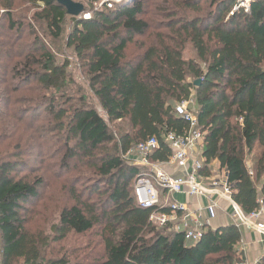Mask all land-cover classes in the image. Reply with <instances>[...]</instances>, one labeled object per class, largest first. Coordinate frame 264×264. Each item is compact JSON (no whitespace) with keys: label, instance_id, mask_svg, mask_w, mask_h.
I'll use <instances>...</instances> for the list:
<instances>
[{"label":"trees","instance_id":"obj_1","mask_svg":"<svg viewBox=\"0 0 264 264\" xmlns=\"http://www.w3.org/2000/svg\"><path fill=\"white\" fill-rule=\"evenodd\" d=\"M72 1L90 18L68 15L58 0H29L37 9L29 21L15 15V0L0 1V145L6 142L0 150V264H240L242 236L235 225L208 228L192 244L151 222L154 212L168 210L139 207L134 186L142 171L124 156L154 137L159 149L150 161L168 163L165 134L189 129L175 106L194 94L205 135L201 174L209 176L216 162L244 214L258 209L264 196V0L249 10H235L238 0H162L160 9L149 0H123L100 10L93 6L101 0ZM149 5L163 18L157 31L144 17ZM26 31L30 44H22ZM40 32L58 51L74 54L87 89L74 88L69 62H58ZM189 45L196 59L184 58ZM21 92L34 97L19 99ZM28 118L34 125L17 131L15 122ZM47 138L56 146L50 152L42 148ZM256 146L261 151L251 170L247 159ZM34 157L40 166L31 165ZM47 158L69 198L51 242L29 229L26 215L45 186L38 172ZM96 231L99 247L90 258L75 248L48 254L51 243Z\"/></svg>","mask_w":264,"mask_h":264},{"label":"built area","instance_id":"obj_2","mask_svg":"<svg viewBox=\"0 0 264 264\" xmlns=\"http://www.w3.org/2000/svg\"><path fill=\"white\" fill-rule=\"evenodd\" d=\"M255 0H238L235 10L244 8L249 10L251 3ZM108 6V5H107ZM112 8V5H109ZM90 15H85V19ZM194 94L188 101L176 104V115L182 118L189 126L184 135L168 132L164 141L172 151V157L168 163L160 164L150 161V156L159 149L157 138H150L146 142L137 145L128 154L127 158L131 165L139 167L141 174L135 182V195L139 207L145 210L155 208L167 209L168 212H154L150 221L160 228L170 226L173 232L185 236L189 243L199 242L207 232L210 222L216 218L218 204L213 202L206 208L207 219L202 220L201 214H194L185 204L169 203L166 201L161 205L163 198L161 194L169 195L186 194L189 196H201L213 201L215 198L228 202L233 210L237 227L245 226L264 234V196L258 199L259 207L249 215L244 214L241 207L233 199L232 186L228 181L227 172L213 162L211 163V174L203 176L204 163L199 157V150L203 148L205 135L199 128V122L195 116ZM164 165H174L182 171V175L174 177L164 171ZM250 175L254 173L250 171ZM202 212V210H200ZM241 252V251H240Z\"/></svg>","mask_w":264,"mask_h":264},{"label":"rangeland","instance_id":"obj_3","mask_svg":"<svg viewBox=\"0 0 264 264\" xmlns=\"http://www.w3.org/2000/svg\"><path fill=\"white\" fill-rule=\"evenodd\" d=\"M1 1V0H0ZM74 1H80V0H74ZM120 1L123 0H101L100 2L96 3L93 8L95 10H100L102 9V7H104L105 5H108L107 7H109V5L111 4L112 7L114 4L119 3ZM149 4L154 7L155 5L160 8H163L164 5H162L163 1L162 0H157L155 2H153V0H149ZM148 6V9L146 8V14H144L145 19H148V21L150 20L151 22H153L152 26L153 28H155V30H159L161 27L160 22L163 20V18L159 15V12L154 11L153 12V7L152 6ZM40 6V5H39ZM110 8V7H109ZM37 9H35V7L33 8L32 4L29 3V0H15V7H14V13L15 15H18L17 17H26L27 20L31 21L33 19V15L35 13ZM158 10V9H157ZM3 12L0 11V15ZM90 13H87L86 15H89ZM78 19L80 18H84L85 16H83V14H80L78 17ZM87 19V18H86ZM69 25H72V22L69 21ZM39 30V28H38ZM27 35V38H25L24 40H22V44H30V42L32 41V38L29 36V33L26 31L25 33ZM40 37L44 38V40L46 41L47 45L50 46L53 54L57 57L58 62L60 64L65 63L66 61L69 62V76L73 79V81L75 82V87H77V89L79 88V85L82 86L83 88L87 89V85H86V81H85V77L82 74L80 65L78 63V60L75 58L74 54L67 49H63L61 52L58 51L56 49V46L51 44V42L49 40L46 39V37L40 32ZM39 36V35H38ZM139 40H144V38H137ZM130 50L131 53L136 51L135 50V46L131 45L130 46ZM184 58L186 60H191V59H196V55L195 52L192 50L191 46H187L185 53H184ZM0 76L1 73H0ZM188 82H191V79L188 80ZM86 94L89 95V98H91V102L93 103V105L96 107V109L98 110L99 114L101 116H103L104 119H106V116L103 112V110L100 108V106L98 105L97 102H95V99L91 96V92L89 90L86 91ZM16 96L21 99L27 96H31L34 97V95H30L24 92L21 93H17ZM23 108L24 109V105H18L17 108ZM34 121V120H33ZM15 121H13L14 123ZM28 123H32L34 125L35 122H32L31 119H27L24 123L22 124H16V130L21 132L25 129H27L26 125ZM42 121H39L37 123V126L42 125ZM2 131H4V129H2ZM6 133H9L7 130L5 131ZM20 132V133H21ZM18 137V136H17ZM42 142V148L46 151L53 150L56 146L54 144L53 141H50L49 138L41 141ZM6 145V142L3 141L2 145H0V150H3V146ZM39 145V144H38ZM260 147L256 146L253 154L251 157H249L247 159V163L248 164H255L257 161V157L260 154ZM4 153H1V155H3ZM124 159L131 165V161L128 160V158L126 156H124ZM33 161H31V165L34 167H38L40 166V163H42L41 158L36 159L35 157L32 159ZM51 158H47L45 160L46 166L44 164V166L40 167V171L39 176L43 177L45 180V186H43L40 190H39V197L30 205L27 206V226L29 227V229L37 234H45L44 237H49L48 240L49 242L52 241L53 239V233H52V226L54 224H57L58 222V211L60 209V207L64 204L67 203L68 204V199L65 190H62L63 188V180H61V178L57 177L55 175L56 169L51 165ZM204 163V161H203ZM134 166V165H133ZM28 172L24 173L25 175ZM31 176H29L30 178H35L34 175L29 174ZM173 195H169V197H171ZM164 197H166V195H164ZM166 201H168L169 203H173L170 198H165V200L163 199V201H161V205H164V203H166ZM63 203V204H62ZM157 226V225H156ZM170 227V226H169ZM100 232L96 231L94 233L85 235V236H69L66 240H63L62 242H56L54 244L51 243V245L49 244V255H55L57 254L59 251H68V253H71L72 249L75 248L78 250V253L81 256H85V257H89L91 255L94 254V249L99 247L98 246V241H100V237L99 235ZM41 239L43 237H40ZM2 249V245H1V239H0V251ZM1 257V255H0ZM14 264H25L24 261L19 260L16 261Z\"/></svg>","mask_w":264,"mask_h":264},{"label":"crops","instance_id":"obj_4","mask_svg":"<svg viewBox=\"0 0 264 264\" xmlns=\"http://www.w3.org/2000/svg\"><path fill=\"white\" fill-rule=\"evenodd\" d=\"M203 148L199 150V157L203 160ZM252 156V155H251ZM250 156V157H251ZM204 161V160H203ZM216 163V162H215ZM249 168L252 170L254 164L251 165L247 163ZM164 171L174 177H179L182 175V171L174 165H164ZM262 184L258 185V190L260 191ZM165 194H161L162 198L165 200ZM170 198L173 203L185 204L188 209L194 214H201L202 220L207 219L206 208L213 202L218 204V209L216 213V218L212 219L210 222L209 229L216 231L220 228L237 225L236 219L233 217V210L231 205L218 198L213 201L208 198L201 196H189L186 194H175ZM202 210V212H200ZM264 222V219L262 220ZM241 232V241L236 247L238 254L241 255L243 262L240 264H258L264 258V234H261L253 229H249L245 226L238 227ZM241 251V252H240Z\"/></svg>","mask_w":264,"mask_h":264},{"label":"water","instance_id":"obj_5","mask_svg":"<svg viewBox=\"0 0 264 264\" xmlns=\"http://www.w3.org/2000/svg\"><path fill=\"white\" fill-rule=\"evenodd\" d=\"M60 4L67 8L68 15L72 17H78L84 12V6L80 3H75L72 0H58ZM200 82H196L195 86H198Z\"/></svg>","mask_w":264,"mask_h":264}]
</instances>
